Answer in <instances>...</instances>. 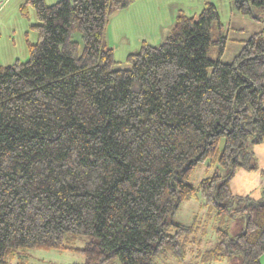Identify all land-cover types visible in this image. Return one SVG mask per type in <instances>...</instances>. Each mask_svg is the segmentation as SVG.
<instances>
[{"label":"trees","instance_id":"obj_1","mask_svg":"<svg viewBox=\"0 0 264 264\" xmlns=\"http://www.w3.org/2000/svg\"><path fill=\"white\" fill-rule=\"evenodd\" d=\"M134 1L20 4L35 12L37 40L25 61L0 64V264L20 249H65L67 234L88 237L83 264H156L177 249L170 227L187 228L169 217L195 191L218 213L244 217L234 238L218 229L217 247L261 264L264 191L236 195L230 178L251 168L248 143L264 141V29L222 62L228 30L206 1L116 67L106 25ZM232 3L263 20L264 0ZM205 163L212 174L194 186Z\"/></svg>","mask_w":264,"mask_h":264},{"label":"rangeland","instance_id":"obj_2","mask_svg":"<svg viewBox=\"0 0 264 264\" xmlns=\"http://www.w3.org/2000/svg\"><path fill=\"white\" fill-rule=\"evenodd\" d=\"M51 4L56 0H47ZM53 1V2H52ZM25 0H0V64H10L16 59L25 61L28 56L27 41L35 42L36 30L32 27L37 22L32 7H27V14L19 11V6ZM257 15L264 14V9L256 8ZM184 13V12H177ZM119 13L120 22L116 25L107 26L105 38L114 50L117 60L116 67H128L124 59L128 53L137 51L143 41L158 45L162 40H152L149 35L153 30L150 16L131 22V15ZM163 14V13H162ZM263 16V15H261ZM264 17V16H263ZM149 19V20H148ZM154 25V24H153ZM225 26L228 37L223 54L220 56L222 62L232 61L242 46V39H246L254 32L264 29L263 20H255L249 15L236 12ZM75 38L80 40V35ZM34 39V40H33ZM147 39V40H146ZM215 53H212V55ZM248 148L252 151L251 168H237L230 178L231 189L236 195L248 194L254 200L261 197L264 191V141L259 144L249 142ZM214 168L205 164L196 166L189 177V182L194 186L206 176L212 174ZM218 172L222 176L228 175L230 167H220ZM186 230L179 231L178 227L171 226L169 233H175L178 242L177 249H169L155 257L156 264H243L239 253L229 254L224 245H219L221 233L218 229L227 232L230 238H234L244 227V217L236 216L234 213H218L217 206L203 204V198L198 191L187 200L181 202L175 213L169 217ZM89 241L86 235L67 234L64 238L65 249H20L10 264L18 262L24 264H83L85 259L81 249L87 246ZM115 264V263H105ZM117 264V263H116ZM264 264V254L261 257Z\"/></svg>","mask_w":264,"mask_h":264},{"label":"crops","instance_id":"obj_3","mask_svg":"<svg viewBox=\"0 0 264 264\" xmlns=\"http://www.w3.org/2000/svg\"><path fill=\"white\" fill-rule=\"evenodd\" d=\"M45 1L48 3L47 0ZM206 1L215 5L224 25L232 16L236 15L233 0H135L126 9L113 13L107 26L116 25L120 22L121 19L118 20L119 13H126L125 17L131 15V22H140L141 19L150 16L151 18L148 19L147 23L151 22L154 27L149 35L152 40H162L168 34L178 11L187 15L196 14L201 11ZM2 10L3 8L0 9V12Z\"/></svg>","mask_w":264,"mask_h":264}]
</instances>
